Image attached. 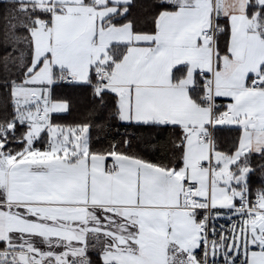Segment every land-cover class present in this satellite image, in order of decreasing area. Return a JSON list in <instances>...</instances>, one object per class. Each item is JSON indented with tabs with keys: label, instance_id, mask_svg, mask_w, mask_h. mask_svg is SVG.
Here are the masks:
<instances>
[{
	"label": "snow or ice",
	"instance_id": "obj_1",
	"mask_svg": "<svg viewBox=\"0 0 264 264\" xmlns=\"http://www.w3.org/2000/svg\"><path fill=\"white\" fill-rule=\"evenodd\" d=\"M0 264H264V0H0Z\"/></svg>",
	"mask_w": 264,
	"mask_h": 264
},
{
	"label": "trees",
	"instance_id": "obj_2",
	"mask_svg": "<svg viewBox=\"0 0 264 264\" xmlns=\"http://www.w3.org/2000/svg\"><path fill=\"white\" fill-rule=\"evenodd\" d=\"M65 94L69 96H73L74 99H77L76 96L73 95V91L70 89L63 90ZM84 112V108L82 104L77 103V110L73 112L72 116L67 117V119L72 120V119H78L81 118L82 114Z\"/></svg>",
	"mask_w": 264,
	"mask_h": 264
}]
</instances>
